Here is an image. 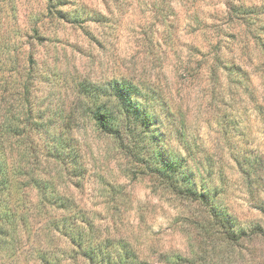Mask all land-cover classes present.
<instances>
[{
	"label": "rangeland",
	"instance_id": "374dc122",
	"mask_svg": "<svg viewBox=\"0 0 264 264\" xmlns=\"http://www.w3.org/2000/svg\"><path fill=\"white\" fill-rule=\"evenodd\" d=\"M0 7L19 44L44 1ZM64 9L81 21L39 22L32 108L50 124L30 134L78 143L84 174L65 187L93 220L91 242L150 264H264V0H66ZM119 77L141 88L132 97L149 124L128 139L155 167L178 165L179 185L203 201L173 191L135 163L130 143L93 126L80 83L106 90ZM73 116L81 125L69 130ZM18 264L33 262L24 254Z\"/></svg>",
	"mask_w": 264,
	"mask_h": 264
},
{
	"label": "trees",
	"instance_id": "16d2710c",
	"mask_svg": "<svg viewBox=\"0 0 264 264\" xmlns=\"http://www.w3.org/2000/svg\"><path fill=\"white\" fill-rule=\"evenodd\" d=\"M43 1V10L35 12L27 28L19 34V44L11 40L13 30L0 14V264H18L24 254L33 264H61L62 258L77 257L89 264H150L138 261L129 249L121 248L122 254H113L104 247V242H91L88 232L93 220L65 187L70 179L79 180L84 174L80 147L75 139L62 133L48 139L39 137L36 142L31 138V131L50 124L41 115L34 116L32 108L33 46L35 41L45 38L40 30L41 17L66 22L82 19L78 13L64 9L66 0ZM238 9L242 11L240 14L246 12L244 8ZM140 92L136 83L123 77L111 82L106 90L84 82L80 83L79 90L91 100L82 105L96 129L120 142L130 143L129 148L134 147L131 156L135 163L143 170L162 176L173 191L203 201L205 195L196 196L192 185H179L182 180L178 165L168 161L163 169L155 167V156H148L144 147L135 149L136 141L128 139L136 127L145 125L144 130H148L147 113L132 97ZM40 112V109L36 111ZM80 125L75 116L67 117L64 123L69 130ZM154 138L156 135L147 143L157 148ZM243 234L232 237L240 239ZM29 243L35 244L34 247H29Z\"/></svg>",
	"mask_w": 264,
	"mask_h": 264
}]
</instances>
